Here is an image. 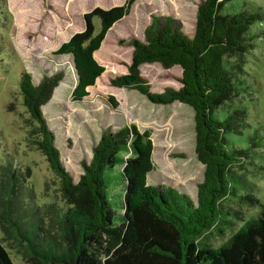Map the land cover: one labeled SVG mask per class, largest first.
Masks as SVG:
<instances>
[{
    "label": "trees",
    "instance_id": "1",
    "mask_svg": "<svg viewBox=\"0 0 264 264\" xmlns=\"http://www.w3.org/2000/svg\"><path fill=\"white\" fill-rule=\"evenodd\" d=\"M228 1H201L193 37L173 17L163 24L160 17H153L145 31L146 42L129 41L133 55L128 73L110 79L112 86L137 90L153 103L179 101L193 108L195 151L205 166L197 201L179 187L149 184L148 175L155 167L154 143L151 131H141L136 124L103 129L91 160L82 162L84 172L74 180L43 111L65 74L46 75L35 84L32 75L22 70L20 92L34 122L31 144L60 178L59 200L40 203L31 188L23 187L15 169L8 164L2 167L0 224L27 264H264V206L258 217L248 220L241 205L232 206L237 204V185L242 184L239 167L250 152L234 147L228 134L243 135L246 111L237 109L224 118L218 114L220 106L243 88L246 55L255 46L251 27L261 16L246 11L223 14ZM136 2L97 6L85 13L83 30L55 51L73 58L77 77L73 100H84L106 71L95 53ZM95 17L100 19L99 31ZM155 62L166 69L179 66L181 86L153 91L140 67ZM110 101L116 106L115 97ZM256 138L250 137L251 144ZM117 165L121 188H114L112 182ZM241 198L254 201L250 195ZM234 219L244 224L214 247L213 236L235 227ZM0 264H15L1 240Z\"/></svg>",
    "mask_w": 264,
    "mask_h": 264
},
{
    "label": "rangeland",
    "instance_id": "2",
    "mask_svg": "<svg viewBox=\"0 0 264 264\" xmlns=\"http://www.w3.org/2000/svg\"><path fill=\"white\" fill-rule=\"evenodd\" d=\"M201 1L137 0L130 14L113 26L95 53L106 71L84 100L75 101L72 91L77 77L73 58L55 51L73 34L83 30L85 13L97 6L121 5L125 0H0V176L5 177L2 167L8 164L21 177L23 187L31 188L40 203L59 200L60 178L30 141L34 122L23 105L20 78L24 69L38 84L44 76L63 71L65 77L43 111L55 132L63 163L74 180L78 181L84 172L82 162L91 160L93 147L103 129L136 124L141 131H151L154 143L155 167L148 175L149 184L179 187L197 201V185L203 181L205 166L195 151L193 108L179 101L153 103L137 90L112 86L110 79L128 73L133 55L129 41L137 38L146 42L145 31L153 17H160L163 24L171 16L182 25L188 37H193ZM241 11L261 16L251 27L255 46L246 55L241 75L243 88L238 96L220 106L218 114L223 117L237 109L246 111L243 135L229 133L228 138L234 147L250 152L249 158L239 167L242 184L237 185V204H232L233 207L241 205L248 220L258 217L264 206V0H230L222 9L223 14ZM93 21L99 31L100 19L95 17ZM140 69L153 91L181 86L179 66L166 69L155 62L144 63ZM111 96L115 97L116 106L111 103ZM255 135L256 141L251 144L249 139ZM119 172L117 165L112 171L114 188L122 187V178L116 175ZM245 195H250L254 201L243 200L241 197ZM113 207L118 211L117 203L113 202ZM232 221L235 227L213 236L214 247L223 244L244 224ZM0 240L15 264H27L18 252L16 241L5 233L1 224Z\"/></svg>",
    "mask_w": 264,
    "mask_h": 264
},
{
    "label": "crops",
    "instance_id": "3",
    "mask_svg": "<svg viewBox=\"0 0 264 264\" xmlns=\"http://www.w3.org/2000/svg\"><path fill=\"white\" fill-rule=\"evenodd\" d=\"M111 30H112V28H111Z\"/></svg>",
    "mask_w": 264,
    "mask_h": 264
}]
</instances>
